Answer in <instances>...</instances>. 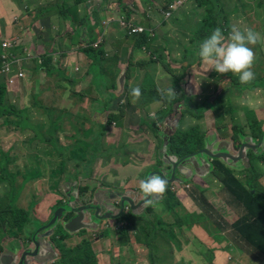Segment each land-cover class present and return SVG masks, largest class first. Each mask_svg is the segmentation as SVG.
<instances>
[{"label":"rangeland","instance_id":"374dc122","mask_svg":"<svg viewBox=\"0 0 264 264\" xmlns=\"http://www.w3.org/2000/svg\"><path fill=\"white\" fill-rule=\"evenodd\" d=\"M99 1L101 0H96V4ZM105 1L107 5L103 8L106 9L99 10L101 5L90 10H76V8L73 10L71 8L69 12L68 9L62 8L60 9L62 14L57 8H52L57 0H17L19 8H16L15 16L11 17V14L7 13L6 16L9 19L0 21V26L1 23L3 26V34L0 36L1 70L9 71V67L17 63L21 68L27 58L35 59L38 65L43 64L40 63L44 61V58H46V62L48 61V64L46 63V66L38 71V74L32 66V68L29 67L30 61L25 64L27 77L25 85H23L27 90L22 87L21 91L25 97L20 104L18 95L11 97L6 93L5 105L10 108V105L13 104L16 111H13L10 116L1 117L0 115V183L2 187L8 188L9 183L12 187V189H2L0 186V216L3 214L7 216L5 220H0V231L11 233L7 238L13 244L12 251H19L22 256L24 252L33 247L30 241L27 240L23 244L21 239L24 238L13 236L16 233L14 229L18 222L23 221L22 226L28 231L22 233V237L26 236L31 239L39 231V227H42L40 234L47 232L43 229L53 218V211L63 204L62 200L67 204L68 197L78 196L81 203L84 204V202L94 199L93 195L98 189L115 191L112 186L123 187L130 186V184L137 187L136 184L140 179H145L153 174L159 175V169L162 168L166 173L172 169L173 177L168 179L167 190L161 201L158 199L154 202L146 216L134 215L131 210L126 208V213L124 212L123 215L125 218L121 220L117 218L103 221L95 219L97 224L95 230L83 229L80 232H70L65 228V224L69 222L65 219L66 214L64 219L60 220L56 230L54 229L55 233L44 238L58 254L57 258L47 264H62L60 251L63 253L64 250L66 254L71 253L85 247L84 243L87 242L91 252L87 249L86 255L84 253L81 255L88 257L90 254H95L96 264H264V258L251 252V248L244 241H238L237 247L234 244V234L230 232L233 230L232 224L227 223L234 222L241 213L237 208L227 206V202L231 199L222 183L224 172L221 173V170L216 168L222 159H211L202 154L201 150H196L199 143L200 149L203 144L205 146L206 139L210 140L209 143L214 142V148H217L220 137L218 136V140L216 135L222 132L225 133L221 138L222 142H232L231 139L240 140L242 135L245 136V128L249 132L255 131L257 135H260L262 131L258 118L261 116L260 112L258 109L255 111L245 106L243 113H240L237 106L240 109L245 102L240 101L239 97L232 98L230 96L231 88H229L228 96L220 95L216 109L210 108V112H212L210 118H213L212 122L217 125L208 122L206 131L203 127L205 120L198 121L206 132L204 137L200 136L202 132L201 127L198 126H194L195 131L192 133L184 131L187 129L185 123L189 122V118L197 120L195 115H205L207 103L212 102V99L206 100L205 96L218 85L213 83L210 88H206L201 91L202 94H199L192 89L186 90L184 83L188 78L182 79L183 76H181L182 68H184L182 64L188 63L187 57L190 58L193 53H196V56L193 55V57L198 63L196 71L199 68L201 61H199L197 53L201 41H199L200 34L197 33V30H199L200 21L211 3L206 5V3H199L197 0H180L181 9L170 20L160 24L155 19L158 5L165 8L167 4L176 0H121L122 5H127V10H130L127 13L130 24L138 21L141 23L140 27L144 28L148 35L154 32L157 38L158 35L161 37L166 33L173 34L172 38L181 40L183 47L184 44H188L175 56V58L181 59L180 61H173L174 57H169L167 48L162 45L157 47L160 56L166 51L162 68L163 73L170 74V76L165 80H157V85L151 83L153 80L150 77L141 85L138 84L142 94L138 102L133 104L129 92L132 87L137 86L138 78L133 65L140 60L137 56L139 50H132L131 59L134 63L132 68H128V55L125 52L126 56L122 57L116 50L119 48V42L113 41V50L112 47L106 49L104 44L102 45L105 47L103 48L104 57H102L105 61L103 68L106 71L99 70L97 67L91 68V74H87L85 71L93 60L91 59V62L87 57L88 54L81 51V48H87L89 40L82 39L77 47L70 43V34L61 39L56 33H47L41 36L42 40L39 41V36L43 31L42 27L51 26L50 19L53 27L58 29L57 22L61 16L63 20L65 18L73 24H78L79 22L76 21L81 18L80 15H83L84 11L89 13L93 11L95 20L107 19L103 23L106 26H111L110 32H107L109 39L124 34L131 36L125 30L120 29L123 27L122 22L127 19L120 21L117 25V22L123 18L121 15L126 17L123 8H119L118 0ZM218 1L223 7L225 5L229 11L233 10L232 3H237V0H231L232 3L229 0ZM262 1L264 2V0ZM185 6L188 7L185 8ZM191 7L194 8L190 9ZM4 8L6 12H9L6 9L7 6ZM261 8L264 9V7ZM94 9L99 11H94ZM259 13H264L260 7ZM89 18H85V23L89 22ZM59 22L61 23V21ZM258 22L261 23L260 26H258ZM155 24L162 26L160 34L155 32ZM233 24H239L241 28H251L259 33L261 39H264V17L249 23L241 16L240 12L231 13L226 22L225 36L228 35ZM60 30L66 31V29ZM211 31L209 28V32ZM102 38L103 36L100 37V39ZM259 42L250 47L255 53L252 71L257 73L258 78H261L264 77V52L262 50L264 44L259 47ZM126 43L129 44V41ZM148 50L151 52V49ZM23 56L25 58H22ZM118 59L120 60L119 64ZM151 60H153L152 57L148 55L147 60L140 61L139 65L146 68L151 67ZM109 61H111L112 73L116 74L121 69L120 77L119 74H116V77L113 75L110 78ZM116 63L118 67L116 66L117 69H114L113 64L115 66ZM33 66L35 67L34 64ZM77 67L79 68L78 72ZM131 70L134 72L132 73ZM225 76L226 74L222 75V80L226 79ZM120 78L125 79L122 87H120ZM28 81L33 88L26 83ZM246 86L245 84L238 88H246ZM169 87H172L176 93L175 99H168L161 94ZM111 92L115 96H119L121 93L128 96H121L124 97V101L122 98L120 104L115 101L109 103L108 98L100 99L104 96L107 97ZM218 94L219 90H215V95L218 96ZM256 95L264 96V90L260 89ZM263 96L260 101L261 105H264ZM149 103H156L155 108L157 109L150 111L152 108L148 107L146 112L142 111ZM25 108L30 110L28 115L26 114L27 121L24 116L27 123L21 122V118L16 116L20 112L19 109L25 110ZM164 109L168 110V115L176 113L175 127L163 122L160 118L161 114L157 115V112H162ZM226 114L232 120V126L228 121L222 119ZM25 127H28L30 131L23 129ZM233 128L239 131H233ZM32 132L41 137L37 136L35 139ZM234 134L237 135L233 136ZM173 137L176 147H183L182 152L165 149L162 145L158 150V140L164 138L172 140ZM135 139L140 140L141 144V146H137L139 148L136 149L138 151L136 154L131 152L135 148L130 143V141L136 142ZM235 150L238 149L235 148ZM106 153L107 155H105ZM251 158V160L248 158L247 161L236 164L228 160L224 162L222 160V162L233 170L232 174L247 189H250L247 185L248 181L252 180L256 183L254 185L257 191L264 194V162H257L255 159L257 157L253 158L252 156ZM93 159L94 163H92ZM165 160L170 161L171 165H167ZM121 162L130 168L137 166L138 178L127 177L121 173L122 170L118 172L117 166ZM72 163H76V167ZM159 164H161V168H159ZM79 165L81 168L77 167ZM244 165L249 166L244 168ZM89 166L92 167L88 174L89 170L86 171L85 168ZM250 166L254 171H250ZM24 170L25 180L28 181L26 184H30V182L36 184L32 185L31 189H34L35 193L39 192L37 200H31L32 194L35 193H32L33 191L28 187H24L21 195L17 186L13 188V185L18 184L22 179ZM68 171L72 174L64 183L71 188L78 186V192L69 191L71 193L66 194L63 189V181ZM86 172V176H81L78 181L74 180ZM27 173L30 175L29 177ZM108 185L109 187H107ZM79 189L81 191L86 189V191L81 194ZM51 190L52 192H50ZM128 190L142 195L140 201L144 200L140 191ZM122 192H125V189ZM48 193L56 201L52 199L45 202ZM203 197L206 199L205 202H202ZM72 199L74 200V197ZM260 204L264 208V198H260ZM214 208L216 209L215 217L221 222V225L209 213V209L213 211ZM103 211L102 215L104 214L105 218H110L108 213ZM218 212L223 213L220 219ZM86 213L88 212L86 211ZM92 213L94 212L92 211ZM116 214H118V209L113 212V216ZM133 221L135 223L131 225L130 222ZM57 234L61 239H66L59 246H57L56 239L54 240ZM146 240L151 243L146 245ZM11 247L5 245L0 237V256L4 250L8 251Z\"/></svg>","mask_w":264,"mask_h":264},{"label":"crops","instance_id":"0c3cea01","mask_svg":"<svg viewBox=\"0 0 264 264\" xmlns=\"http://www.w3.org/2000/svg\"><path fill=\"white\" fill-rule=\"evenodd\" d=\"M16 1L17 0H0V21L1 22H2V20L9 19L6 16L7 13H10L11 17L15 16V12L19 8L17 6L18 2H16ZM192 1H194V0H192ZM229 1L231 2V0H229ZM58 2H60V0H57L56 6L54 8L59 7L58 6L59 4H57ZM65 3L67 6H69V8H72L71 6H74L75 2H73V0H65ZM85 3H87V5H85ZM232 4H233V10L232 11L227 10L225 8V5H224V9L226 11H228L229 13H234V12L239 13L240 12L241 16L244 19H246L249 23L252 22V20L253 21L255 19L259 20L260 18L264 17V13L263 14L259 13V7L264 12V9L261 8V7H264V2L262 0H237V3H232ZM97 5H101V8L99 9V10H101L103 8V6L107 5V2L105 0H101V1H99L98 4H96V0H87V1H83V2L78 3L77 8L75 6L73 8H76V10H86V9L90 10L92 8H95ZM167 5H166V7H167ZM4 6H7L6 9H8L9 12H6ZM23 6H26V5H23ZM186 7H188V6H185V8ZM192 8H194V7H191L190 9H192ZM64 9H68V8H64ZM103 9H106V8H103ZM162 9H165V8L160 7V5H158V8L156 9L157 15L155 14L156 22H160V24H163L164 22H167L168 20L171 19V18L170 19L164 18ZM99 10L94 9V11H99ZM123 11H124V9H123ZM129 11L130 10L124 12V15H126V17H124L123 15L120 14L121 17H123V18H121V20H119L117 22L118 23L117 25H119L120 21H123L124 19H127V21L130 19V18H128V15H127V13H129ZM87 12L88 11H84L83 15H80V16L81 17H84V15L86 16ZM91 12H92V16H93L94 12L93 11H91ZM174 16H175V14H174ZM62 18H63L62 16L59 18V21H61V23L59 21L57 22L58 27L60 29H66V31L60 30L59 28L57 29L56 27H53V24H52L51 19H50L49 22H50L51 26L45 25L42 27L43 31H42L41 35L39 36V41L42 40L41 36H43L47 33H56L61 39L66 37L68 34H70V43L71 44H74L78 47L81 40L86 38V40H89L88 47L83 48V49L81 48V51L83 50V52H85V49H88V50H90V52H93V51H97L100 47H102V49L105 48L104 46H102L104 44L106 45V49L108 47L109 48L112 47L111 49L113 50L114 49L113 48V41L116 40L119 42V48L116 49V50H118L119 54H121L122 57L128 55V65H127L128 68L129 67L132 68V65L134 63V62H132V59H131V54L133 53L132 50L133 49L139 50V54L137 56L140 60L139 61L136 60L137 62L135 63V65H133L134 69H136L137 78H138L136 81L137 86H138V84L141 85V83H144V81L148 80L149 77L151 78V80H153V82H151V83L154 85H157V80H159V79L165 80V79L169 78L170 74H164L163 68H162V63H164V61H165L164 58H165V52L166 51H164V53L160 56L159 51H157V47H161V45H162L163 47L167 48L169 51V52L167 51V54L169 53V57L170 58L174 57L172 59L173 61H180L181 59L175 58V56L181 52V49L184 50L185 49L184 47H186L188 45V44H184V47H183L181 44V40H177L176 38L175 39L172 38V37H174L173 34L169 35L168 33H166L164 36L160 37V35H158V37L156 38L154 35L155 33L151 32L150 35L154 37V40L150 41L151 42V48H150L151 52H150L148 50V48H146V47L139 48L138 46H136L134 44V41H132V37H129L126 34H124L123 36H115L114 38L109 39V35H107V32H110L109 28L111 26H106L103 23V22H106L107 19H105V20H102V19L94 20V22H93L94 25H93V23L91 24L92 27H94V28H92V30H91L90 26L84 27V25H82L81 23L73 24L70 20H67L65 18L63 20ZM81 20H83V19H79L76 22L81 21ZM133 23H134V25H140L141 26V23L138 21L137 22L135 21ZM260 24L261 23L258 22V26H260ZM72 26H74V27H72ZM52 27H53V30H51ZM120 29H122V27ZM161 29H162V26L156 25L155 32H158L160 34ZM2 34H3V26L1 23L0 36ZM32 34H33V32H32ZM101 36H103L102 39H100ZM28 40H30V39L28 38ZM127 41H129V44L126 43ZM263 44H264V39H261L259 42V45H260L259 47H261ZM92 46H94V47H92ZM262 50L264 52V48ZM125 52H126V55H124ZM148 55L150 57H152V59H153V60H151V62H152L151 67L146 68L144 66L139 65V64H141L140 61L145 62V59L147 60ZM193 55L196 56V53H193ZM102 56L104 57V55H102ZM87 57L92 62L91 58L88 55H87ZM187 59L189 60V62L182 64L184 66V68H182V72H181V76H183L182 79H185L186 77L188 78L187 81L184 83V88L186 90L192 89L193 91L195 90L196 93L202 94L201 91H204L208 87L210 88L211 85H213V83H215V84L217 83L218 85L214 90L211 91V93H209L208 95L205 96L206 100L212 99L211 100L212 102L207 103V111L205 112V115H195L197 120H194V118H189V122L185 123V128H187L186 130H184L185 133H187V131L189 133L192 132L194 130V126L195 127L198 126V127H201V132H202L201 136L202 135L204 136V134L206 132L202 128V124L199 123L198 121L205 120L203 123V127L205 128L206 131H207V127H208V122H210L212 124H216L215 122H212L213 118H210L211 114H212V112H210V110H211L210 108L212 106L214 108H216L217 101H218L221 94H222V97L228 96L229 88H231L230 96H232V98L237 99L239 97L240 101L243 100V102H245V103H243L242 108L239 109V106H237V109L240 110V113H243V111H244L243 107H245V106H248L250 109H253L255 111H257V109H258V111L261 114V116L258 118L260 121L261 128L264 131V112H263L264 111V107H263L264 105L260 104L261 103L260 101H261V98L263 95L262 96L256 95L257 92H260V89L264 90V85H263L264 84V77L258 78L257 73L254 72V74H255L254 80H252L250 83L246 84L247 85L246 88L240 89V88H238V86H242V85L245 86V84H241L239 82L238 76L233 75L232 73H227L225 76L226 79L222 80L221 74H218L214 70H211V69H209L207 71V68L201 59L199 60V61H201L200 65H199L200 71H198V69H199L198 68L197 69L198 72H197L195 68L197 67L198 63L195 61L194 57L190 56V58H187ZM192 59H194V60H192ZM109 62H110V66L108 69L111 68V61H109ZM29 63H31V65L29 67L30 68L33 67V70H35V72L38 74V71H40L41 68L35 62V59L30 60ZM119 63H120V60L118 61V64ZM33 64L35 65V67L33 66ZM118 64L116 63V65L114 66V69H117L116 66L118 67ZM144 65H146V64H144ZM91 66H92V64H90L87 67V70L85 71V72H87V74H91V68H92ZM76 69L78 72L79 68L77 67ZM33 70H31V71H33ZM109 71H110V74H112L111 69ZM131 71H132V73L134 72L133 70H131ZM131 71H130V73H131ZM188 73H189V75H188ZM116 74H119V77H120L121 69L119 72H116ZM26 83L33 88L30 81H28ZM122 83H125L124 78H120V84H121L120 87H122L124 85ZM23 84L25 85V80L22 82V84L20 86H12L7 91V95H9L11 97H13V96L16 97L18 95V97L20 98V100H19L20 104H21V100L25 97V94L24 95L21 94V91L23 90L22 87L25 90H27V88ZM224 86H225V88H223ZM97 89L100 90V88H97ZM215 90H219L218 96L215 95ZM123 95L128 96L127 94L121 93L117 98H120ZM99 98H100V96H99ZM104 98L106 99L108 97L104 96V97H101L100 99H104ZM122 98L124 101V97H122ZM107 101H109V103L114 102L113 100H111L109 98ZM31 104L35 105L32 102H31ZM11 106H13V104H11L10 107ZM156 106H157L156 103H149L148 105L145 106V108L142 111L146 112L148 107L152 108V110H150V111H154L157 109V108H155ZM177 108H176V113H177ZM121 109H123V108H121ZM19 111H25V116L28 119L27 115H28V112L30 111L28 108H25V110L19 109ZM150 111H149V113H150ZM167 113H168V110L164 109L162 112L161 111L157 112V115L161 114L160 118L163 119V122H165L166 124H168V122H169V124H168L169 126L175 127L176 115H172V114L168 115ZM155 116H156V114H155ZM222 119H225L226 121H228L230 126H232V120L229 118L228 114H226ZM23 129L30 131L28 129V127H25ZM245 129H246L245 136H251V135L257 134L255 131L249 132L247 130V128H245ZM224 134H225L224 132L217 134V136L220 137V142H221V138L224 136ZM164 136H166V135H164ZM34 137L36 139L37 136L34 134ZM135 140H136V142L130 141V143H132L131 146L135 148L134 150H131V152L136 154V152H138V151H136V149L139 148L137 146H141V144H140V140H138V139H135ZM158 141H159V146H158L159 149L158 150H160L161 145L165 149H167L168 144L166 142L163 143L160 140H158ZM204 143L206 144L205 141H204ZM203 148H204V145H203ZM117 169H118V172H121V170H122L121 173L122 174L124 173V175L127 177L134 176V177L138 178L139 170H138L137 166L130 168V167L124 165L123 162H121V164L117 166ZM131 169H134V170H131ZM58 173H60V172L58 171ZM27 176L29 177L30 175L27 173ZM141 177H142V171H141ZM27 182L28 181L25 180V170H24L22 179H20L18 184H16V185L14 184L13 188L17 186V190L20 191V195H21L24 187H28L30 190L32 185H36L35 183H32V182H30V184H26ZM0 186H1V183H0ZM4 188H6V187H2V189H4ZM6 189H12L10 183H9L8 188H6ZM31 191H33L32 193H35L34 189H31ZM50 192H52V190ZM38 193L39 192L32 194L31 200H37L38 199V197H37ZM49 193L46 194V201L45 202L50 201L52 199L55 200V198L53 196L52 197L49 196ZM47 206H48V204H47ZM86 215L89 216L88 213H86ZM42 216H43V214H42ZM14 230L16 231V233L13 236L18 237V238H24V239H21L23 244L25 242H27V240L29 241L28 237H26V236L22 237V233L28 232L27 229L23 228V226H20L18 228L15 227ZM9 234L11 235V233L9 231H6V233H4V232L1 233V231H0V237H1V240H3L4 244L12 246L11 248L8 249V251L4 250L2 252L3 253L2 255H4L5 252L8 253L10 250L13 249L12 242L7 238V236L10 237ZM17 234H19V235H17ZM2 255L0 256V258H2Z\"/></svg>","mask_w":264,"mask_h":264},{"label":"trees","instance_id":"16d2710c","mask_svg":"<svg viewBox=\"0 0 264 264\" xmlns=\"http://www.w3.org/2000/svg\"><path fill=\"white\" fill-rule=\"evenodd\" d=\"M83 1L84 0H73V2H75L74 6L77 8L78 7L77 4L80 2H83ZM194 1H196V0H194ZM197 1L199 3H206V5H209L211 3V6L205 11L204 17L200 21L199 30H197L198 32L196 31L198 34H200V36H199L200 40L199 41L202 42V40L204 38H206L208 35H210V33L217 27H219L225 35V31L227 29L226 28V22L228 21L229 14H231V13L226 11L224 9V7L219 3L218 0H197ZM57 4H59L58 5L59 7L57 8L59 10V12L61 11L60 8L61 9L62 8H68V10H67L68 12L71 9V8H69V6L66 5L65 0H60V2H58ZM118 4L120 6L119 7L120 9H122V8L124 9V12L128 11L127 5L123 6L122 5L123 3L121 2V0H118ZM55 6H56V4H55ZM55 6H52V8H54ZM74 6H71L73 10L75 9V8H73ZM61 13L63 14L62 11H61ZM86 17H90L89 18L90 20L88 23H85ZM68 19H70V18H68ZM80 19H83V20L78 21V22L81 23L82 25H84V27L90 26L91 30H92V28H94L91 25L95 20L94 17L92 16V12H90V16L87 13L86 16L84 15V17H81ZM93 25H94V23H93ZM72 27H74V26H72ZM209 28L212 30L211 32H209ZM263 28H264V26H263ZM129 37H132V41H134V44L136 46H138L139 48L146 47V48L150 49L151 48V42L150 41L154 40L153 36H151L150 34L148 35L146 33L135 34V35H132ZM85 53L88 54V56L93 60L92 66H91L92 68L98 67L99 70L102 69L104 72L106 71L103 68L105 61L102 57V55H104V51H103L102 47L99 48L97 51H93V52H90V50L85 49ZM190 56H193V54H191ZM187 58H189V57H187ZM192 60H194V59H192ZM42 63H41L42 65H38L40 68L45 67L46 63L48 64V61L46 62V58H44V61ZM113 68H114V65H113ZM113 75H115V77H116L115 72H113L112 74H110V78H112ZM6 91H7L6 85L0 84V108L4 107L3 109L0 110L1 117L10 116L11 114H13V111H16V109L13 106H11L12 108L10 107L11 108L10 109L5 105V96L7 93ZM107 97L109 99L115 101L118 104H120V102L122 100V97L117 98L118 96H115L112 92ZM186 101H188V99H186ZM188 102H190V101H188ZM120 108H122V107H120ZM174 115H176V113ZM16 116H19L21 118V122L27 123L26 121L28 119L25 116L24 111H20L19 113L16 114ZM24 116L26 117V121H25ZM162 121H163V119H162ZM168 124H169V122H168ZM194 131L195 130H193L192 132H194ZM233 131L238 132L239 130L236 128H233ZM261 136H263V133H261ZM38 137H41V136H38ZM201 137H204V136L202 135ZM160 141L163 143L166 142L169 145L167 149L182 152L181 149L183 147L181 146L178 148L174 144V137L172 140L160 139ZM194 142L196 143L197 141H194ZM200 146L201 145L199 143L198 147H197L198 149H196V150H202L203 146L201 147V149H200ZM252 156L255 157L254 155H252ZM255 159L257 162H264V155L257 156V158H255ZM82 160H86V159H82ZM72 165H74L76 167L77 164L72 163ZM215 165H216V162H215ZM79 167H80V165H79ZM216 168H219L221 170V173L224 172V177L222 179V183L224 184L225 189L229 193V198L231 199L229 202H227V206L237 208L238 210H240V213H241V215H238L237 219L234 222H228L227 223V224H229V223L232 224L231 227L233 228V230L230 232H233V234H234V244H236V247H237L238 241H244L251 248V252L258 255L259 257L264 258V208L260 204V198H264V194H262V193L260 194V192L257 191L256 186L254 185L256 183L253 182L252 180L248 181L247 185L249 186L250 189H247L232 174L233 170L228 168L221 160L218 163V165H216ZM249 169H250V171H254L251 166ZM86 171H88V174L90 173V169H87ZM83 175L86 176L87 172ZM255 177H256V175H255ZM70 180H72V179H70ZM166 198H167V196H166ZM205 200L206 199L203 197L202 202H205ZM60 207H65V205H61ZM60 207H57L55 209V211ZM211 207H213V206H211ZM149 208L147 209V211L149 210ZM202 208H204V207H202ZM204 210H205V208H204ZM215 210H216L215 208L213 209V211L209 209V213L213 217H215V212H216ZM55 211H53V214ZM203 213H204V211H203ZM67 214H69V213H67ZM222 214H223L222 212H218V218L219 219L221 218ZM123 215H124V213L119 218L120 220L122 218H125ZM6 218H7V216L5 214L0 216V220H2V219L5 220ZM216 221L219 223V225H221L220 224L221 222H219L217 218H216ZM223 222H225V221H223ZM130 223H131V225H134L135 222L133 221ZM22 224H23V221H20L16 224V227L18 228V227L22 226ZM3 232L4 231H1V233H3ZM4 233H6V232H4ZM30 233H32V232L30 231ZM28 239L31 240L30 238H28ZM55 239H56L57 246L61 245L62 242L64 240H66V239H61L58 236V234L54 237V240ZM149 243H151V242L150 241L147 242V240H146V245ZM84 244H85V247H81L80 249H76L74 252H71V253L69 252L66 254V252L64 250H63V253H61V251H60L61 263L62 264H88V263L89 264H96V255L95 254H93V255L90 254L88 257H83L81 255L82 253H84L86 255L87 249H89V251L91 252L90 245L88 244V242L84 243ZM241 251H244V250L241 249Z\"/></svg>","mask_w":264,"mask_h":264},{"label":"water","instance_id":"95a60500","mask_svg":"<svg viewBox=\"0 0 264 264\" xmlns=\"http://www.w3.org/2000/svg\"><path fill=\"white\" fill-rule=\"evenodd\" d=\"M215 135V134H214ZM207 137V136H206ZM217 139L219 137L216 135ZM165 140L168 138H164ZM162 139V140H164ZM209 139H206L205 146L201 150L202 154L205 156H209L211 159L221 158L224 161L228 160L233 163H239L241 161L248 160V153L250 151L255 156H260L264 154V134L257 141L253 136H241V147L238 150H235V145L233 142H218V147L214 148L215 143L210 142ZM220 141V140H219ZM168 148V145H167ZM217 150L216 152H214ZM221 160V161H222ZM167 165H171L170 161L165 160ZM245 164V163H244ZM173 165V163H172ZM249 166V165H248ZM247 165H244V168H248ZM160 174L163 178H165L168 182V179L173 177L172 169L167 173L161 168ZM63 189L67 194L69 191L78 192L77 188H71L67 186L66 183H63ZM71 193V192H69ZM95 198L91 202V204L85 205L82 204L79 200L78 196H70L69 202L65 204V207L58 208L54 214L53 218L45 225L44 231L46 233H41L42 227H39V231L36 232L31 238V244L33 245L32 249L26 251L20 255L19 251L10 250L8 253L5 252L0 258V264H47L51 263L54 258L58 257L57 252L54 251V248L50 243H48L44 238H48L50 235L52 236L55 232L54 229L58 227L60 220L68 213H75V217L70 219L69 222L65 224L66 230L70 232H80L83 229H91L95 230L97 224L95 223V219L99 221H103L105 219H119L121 215L125 212V209L128 208L132 211L134 215L137 216H146L147 209L151 205H145L143 203L144 200L140 201L142 195L137 193H133L132 191L125 192H117L113 190L107 191H97L95 194ZM163 196V195H162ZM162 196L159 197V201H161ZM74 197V200L72 199ZM128 206V207H127ZM118 209V214L113 216V212ZM103 210L108 213L110 218H105L104 214L102 215ZM86 211H93L94 213H88L89 216H86ZM93 217H92V216ZM86 216V217H85ZM87 218V219H86ZM103 218V219H102ZM88 220V221H86ZM54 227V228H53ZM43 251V252H42ZM21 256V257H20ZM34 262V263H32Z\"/></svg>","mask_w":264,"mask_h":264},{"label":"clouds","instance_id":"9594fccd","mask_svg":"<svg viewBox=\"0 0 264 264\" xmlns=\"http://www.w3.org/2000/svg\"><path fill=\"white\" fill-rule=\"evenodd\" d=\"M260 39L259 33L255 30L248 27L241 28L239 24H233L227 36L217 27L202 40L197 55L203 61L207 71L211 69L221 75L232 73L238 76L241 84H248L255 78L252 71L255 53L250 46L256 45ZM30 60L27 58L21 68L18 67V63L12 65L9 72L0 69V84L6 85L7 91L12 86H20L25 80L27 77L25 64ZM20 73H23L24 76L20 77ZM10 80L14 81L11 83ZM141 94L139 86L132 87L129 92L132 98L131 103H137ZM161 94L168 99L177 97L172 87L163 90ZM139 190L144 197L143 203L152 205L166 192L167 180L161 175L153 174L139 181ZM128 210L130 211V209Z\"/></svg>","mask_w":264,"mask_h":264},{"label":"flooded vegetation","instance_id":"af4514ba","mask_svg":"<svg viewBox=\"0 0 264 264\" xmlns=\"http://www.w3.org/2000/svg\"><path fill=\"white\" fill-rule=\"evenodd\" d=\"M214 107L212 106L211 107V109H213ZM214 109H216V108H214ZM215 113V112H214ZM261 133H263L264 134V131L262 130L261 131ZM261 133H260V135H257V134H255V135H251V136H253V137H255V139H257V141L262 137L261 136ZM235 135H237V134H234L233 136H235ZM232 140V142L234 143V145H235V148H237V149H239L240 147H241V139L240 140H234V139H231ZM175 149V148H174ZM108 153V152H107ZM107 153L105 154V155H107ZM252 155H253V153L250 151V153H248V157L250 158V159H252L251 157H252ZM255 156V155H254ZM255 157H257V156H255ZM254 158V157H253ZM249 159V160H250ZM104 160H106L105 159V157H104ZM92 163H94V159H93V162ZM94 165V164H93ZM77 167H79V166H77ZM92 166H89V167H86L85 169L87 170V169H90ZM162 166H161V164H159V168H161ZM82 168H84V167H82ZM71 172L70 171H68V173H67V175H66V177L64 178V181H63V183L68 179V177L69 176H71ZM74 175V174H73ZM81 176H84V175H79L76 179H74L75 181H78L80 178H81ZM143 178V177H142ZM144 179V178H143ZM141 180V179H140ZM139 180V181H140ZM133 183V182H132ZM131 185V184H130ZM137 185V187H134V185L133 186H130V187H128L129 185H127V186H123V187H120V186H118V187H114V186H112V188L113 189H115V191H117V192H122V190H124L125 189V191L126 190H128V189H135V190H138V191H140L139 190V183H137L136 184ZM105 186V185H104ZM107 187H109V185L107 186ZM79 191L80 192H82L81 194H84L85 193V191H86V189H83L82 191L79 189ZM97 191L99 192V191H101V190H96L95 191V193H97ZM95 193H94V195H93V198H95ZM57 197H59V195H56ZM93 201V199H91L89 202H84V204L85 205H88V204H91V202ZM66 202V201H65ZM65 202H63V200H62V203L63 204H65ZM62 204V205H63ZM150 209V208H149ZM88 213H92V211L91 212H89V211H87ZM69 214H67V216L65 217V219L66 220H70V219H72V218H74L75 216L74 215H76L75 213H71V212H68ZM50 221V220H49ZM30 242H31V240H29Z\"/></svg>","mask_w":264,"mask_h":264},{"label":"built area","instance_id":"2783aa9c","mask_svg":"<svg viewBox=\"0 0 264 264\" xmlns=\"http://www.w3.org/2000/svg\"><path fill=\"white\" fill-rule=\"evenodd\" d=\"M181 7H182V4H181L180 0L170 2L165 9H162L164 18L165 19L172 18L174 16L175 12H177ZM122 24H123L122 29L125 30L127 32V34H129V35H135V34L146 32V30L144 28L140 27V25L130 24L129 22L126 23V20L124 22H122ZM9 69L11 70V66L9 67ZM9 71H6V72H9ZM19 76L23 77L24 74L20 73ZM13 81L14 80H12L11 83Z\"/></svg>","mask_w":264,"mask_h":264}]
</instances>
